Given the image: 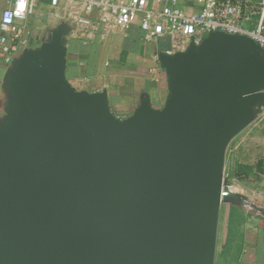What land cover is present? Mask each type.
<instances>
[{
	"label": "water",
	"instance_id": "water-1",
	"mask_svg": "<svg viewBox=\"0 0 264 264\" xmlns=\"http://www.w3.org/2000/svg\"><path fill=\"white\" fill-rule=\"evenodd\" d=\"M67 23L25 47L0 118V264H214L230 141L264 104V49L209 32L158 53L168 96L124 118L72 86Z\"/></svg>",
	"mask_w": 264,
	"mask_h": 264
},
{
	"label": "crops",
	"instance_id": "crops-1",
	"mask_svg": "<svg viewBox=\"0 0 264 264\" xmlns=\"http://www.w3.org/2000/svg\"><path fill=\"white\" fill-rule=\"evenodd\" d=\"M10 1L0 0V8L8 6ZM166 1L150 0V6L160 9ZM178 2L187 15H193L198 9L195 0ZM73 4L82 7L81 0H59L55 9H52L49 0H36L31 11H58L61 17L55 23L59 25L68 22L66 11ZM38 20L41 18L35 21ZM21 24L26 47L38 46L40 42L34 44L37 43L36 39L25 37L28 35L27 29L30 32L37 29L36 22L31 25V13ZM66 39V75L70 83L78 90H106L110 110L116 116H129L143 98L149 99L156 107L165 103L168 89L164 69L158 60V53L167 46L165 39L146 42L144 31L137 21L123 30L110 33L102 40L83 43L68 36ZM21 51L14 53L8 64H3L0 59V118L6 114L9 102L7 78ZM153 67L157 70L155 75L149 72ZM253 172L254 177L248 178L250 181L255 178L254 183L239 184L237 189H232L243 197L245 204L241 203L240 206L246 208V215L244 221L240 224L235 222L231 230H228L229 220L225 223L219 253L226 264H264V174L258 173L261 177H257L256 169Z\"/></svg>",
	"mask_w": 264,
	"mask_h": 264
},
{
	"label": "built area",
	"instance_id": "built-area-1",
	"mask_svg": "<svg viewBox=\"0 0 264 264\" xmlns=\"http://www.w3.org/2000/svg\"><path fill=\"white\" fill-rule=\"evenodd\" d=\"M198 9L187 15L178 0H167L153 9L150 0H81L66 11L68 37L87 43L104 39L110 33L138 22L147 42L165 39L167 54L184 51L191 43L199 44L211 31L245 35L264 49V0H195ZM36 0H11L0 8V59L11 62L13 54L26 47L21 24ZM59 0H49L55 9ZM54 19L60 13L52 11ZM153 75L157 70H149Z\"/></svg>",
	"mask_w": 264,
	"mask_h": 264
},
{
	"label": "rangeland",
	"instance_id": "rangeland-1",
	"mask_svg": "<svg viewBox=\"0 0 264 264\" xmlns=\"http://www.w3.org/2000/svg\"><path fill=\"white\" fill-rule=\"evenodd\" d=\"M32 24L36 22L37 29L30 32L28 29L25 37L36 39L37 43L48 37L51 30L56 27L57 19H54L52 11H31ZM39 17V18H38ZM40 21V25L37 19ZM56 22V23H55ZM38 25L40 28H38ZM35 35V36H34ZM264 93V89L262 90ZM249 167V172L243 177L236 176L239 166ZM253 169H256L255 175L264 174V104H257L253 108V118L249 125L243 128L229 143L224 158V177L226 184L232 189H237L239 184L247 185L254 183L255 178L250 181L248 177H254ZM258 175L257 177H261ZM242 204H245L243 201ZM228 205L222 203L220 207L218 234L216 242V253L214 264H226L220 256V246L223 242L225 233V223L228 220Z\"/></svg>",
	"mask_w": 264,
	"mask_h": 264
},
{
	"label": "trees",
	"instance_id": "trees-1",
	"mask_svg": "<svg viewBox=\"0 0 264 264\" xmlns=\"http://www.w3.org/2000/svg\"><path fill=\"white\" fill-rule=\"evenodd\" d=\"M249 167L246 166H239L238 171L236 173V176L238 178L243 177L245 173L249 172ZM246 215V208L240 206V205H232L229 210V218H228V230L231 227H233L234 223H242L244 221V217Z\"/></svg>",
	"mask_w": 264,
	"mask_h": 264
}]
</instances>
